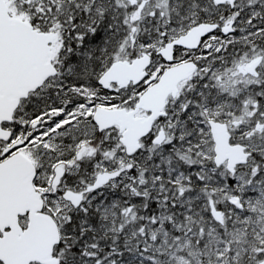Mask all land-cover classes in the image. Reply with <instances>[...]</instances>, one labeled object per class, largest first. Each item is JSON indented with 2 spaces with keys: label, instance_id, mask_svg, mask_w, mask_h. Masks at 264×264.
<instances>
[{
  "label": "snow or ice",
  "instance_id": "6c2138e0",
  "mask_svg": "<svg viewBox=\"0 0 264 264\" xmlns=\"http://www.w3.org/2000/svg\"><path fill=\"white\" fill-rule=\"evenodd\" d=\"M0 264H264V0H0Z\"/></svg>",
  "mask_w": 264,
  "mask_h": 264
}]
</instances>
